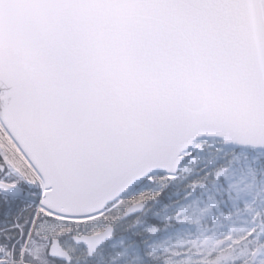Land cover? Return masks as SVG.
Here are the masks:
<instances>
[{"label": "snow or ice", "instance_id": "obj_1", "mask_svg": "<svg viewBox=\"0 0 264 264\" xmlns=\"http://www.w3.org/2000/svg\"><path fill=\"white\" fill-rule=\"evenodd\" d=\"M0 264H264V0H0Z\"/></svg>", "mask_w": 264, "mask_h": 264}]
</instances>
